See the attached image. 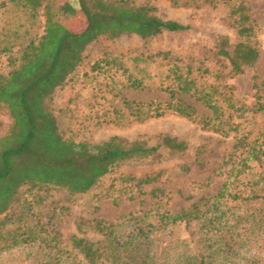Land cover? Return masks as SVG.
<instances>
[{"label":"trees","instance_id":"obj_1","mask_svg":"<svg viewBox=\"0 0 264 264\" xmlns=\"http://www.w3.org/2000/svg\"><path fill=\"white\" fill-rule=\"evenodd\" d=\"M203 1L214 4L217 0ZM221 1L229 3L230 0ZM12 2L24 13L30 25L21 30L24 26L21 24L19 29L9 30L0 40V53H11L20 46L11 63L12 69L7 74L0 73V106L7 108L13 119L6 133L0 131V255L27 249L29 264H101L103 261L110 264H164L159 260L156 248L174 228H190L194 223L214 228L223 223L230 209L229 203L261 202L264 205V132L251 139L253 130L241 127L236 121L239 117L236 115L244 116L246 109L234 98L231 86L200 82V76L190 65L182 67L171 61L161 83L155 85L149 78L125 67L123 59L129 55L117 57L105 53L93 64V70L118 66L128 74L124 89H155L169 94V99L164 102H141L123 97L122 108L115 107L114 116L105 119L106 123L142 122L176 113L199 122L204 129L226 136L235 132L238 136L235 152H240L241 157L238 163H230L231 170L218 193L194 203L189 209L158 213L157 221L136 217L126 232H121L125 222L115 224L93 219L84 223L101 233L103 240L92 241L73 235L68 242L64 241L60 231L49 228L43 213L36 210L37 201L23 197L22 187L62 188L72 195L86 193L128 161L154 155L161 146L175 153L183 152L188 144L169 135L162 136L156 146L144 139L130 140L118 135L95 144L78 142L67 137L50 107L53 93L72 80L83 61L86 46L101 36L115 39L124 34H137L145 40L144 47L147 48L153 37L190 27L174 20H163L150 4L137 5L132 0H78L86 27L77 31L69 27L65 19L60 20V16L75 10L68 2L63 5H56L54 0ZM41 15L45 17L44 33L32 36L30 28ZM230 16L241 39L234 44L229 36H223L214 47L219 64L214 71L217 80L243 73L260 56L250 7L244 1L233 4ZM162 53L167 59L171 56L172 60V52ZM145 56L146 51L141 52L134 58V63ZM204 72L212 70L206 68ZM261 84L255 85L259 92L264 90V81ZM184 95L195 98L211 114L188 102ZM261 99L260 95L253 108L255 114L264 113ZM158 177L129 176L126 179L132 181L138 193L143 195V187L155 183ZM15 205L22 209L15 212ZM193 232L197 234V230ZM230 241L220 239L219 244L209 243L207 247L215 248V253L228 252L233 249ZM213 255L201 250L193 255V261L186 263L209 264L208 259Z\"/></svg>","mask_w":264,"mask_h":264},{"label":"rangeland","instance_id":"obj_2","mask_svg":"<svg viewBox=\"0 0 264 264\" xmlns=\"http://www.w3.org/2000/svg\"><path fill=\"white\" fill-rule=\"evenodd\" d=\"M132 1L137 5L150 4L155 7L154 13L158 17L177 21L190 28L179 32L167 31L153 37L147 48L144 47L145 40L137 34H124L115 39L101 36L86 46L83 61L72 80L55 90L49 105L67 137L78 142L95 144L118 135L130 140L144 139L150 145L156 146L162 136L169 135L186 141L188 148L175 153L166 146H161L154 155L121 165L86 193L72 195L62 188L52 187L47 190L40 187H22L20 192L24 194L23 197L37 201L36 210L43 213V220L48 222L47 226L60 231L66 242L73 235L92 241L103 240L101 233L91 228L89 223H84L93 219L115 224L125 222L121 232H126L136 217L157 221L158 213L167 210L177 213L189 209L194 203L217 194L231 170L230 163H238L241 157L240 152H235L234 146L238 139L235 132L226 136L204 129L199 122L176 113L142 122L132 120L121 124L106 123L105 119L114 116L115 107L122 108L123 97L141 102H164L169 99V94L155 89H124L128 74L118 66L109 65L102 71L93 70V64L102 59L105 53L117 57L122 54L129 55V58L123 59L125 67L130 72L149 78L155 85L161 83L170 61L182 67L190 65L194 73L200 76V82L221 83L232 87L234 98L246 109L244 116L241 113L236 115L239 116L236 121L241 123V127L253 130L251 139L264 132V113H253L260 95L264 102V90L259 92L255 86H262L264 81V0H230L229 3L217 0L214 4L203 0ZM242 1L250 7L255 20L260 56L243 73L217 80L214 71L219 64L214 55V47L223 36H229L234 44L240 41L230 9L233 4ZM67 2L75 10L60 16V20L65 19L66 24L74 30H84L86 20L78 0H54L56 5ZM44 23L45 17L41 15L34 27L30 28L31 35H42ZM21 24H24L21 30L30 25L24 13L16 8L12 0H0V40L5 38L4 35L9 30L19 29ZM19 49L20 46L17 45L11 53H0V73L7 74L12 69L11 63ZM143 51H146L145 58L134 63V58ZM162 52H172V60L171 56L167 59ZM206 68L212 72H204ZM184 97L203 112L211 114L195 98L190 95ZM12 121L9 110L0 106L2 134L8 131ZM146 175L159 177L155 183L144 186L145 194L140 195L136 185L126 178ZM228 207L230 209L223 218V223L214 228L209 229L202 223H194L190 228L179 226L168 232L156 248L159 260L164 264H187L201 250L213 255L216 249L208 248V244H219L220 239H226L231 240L230 246L233 249L228 252L218 251L208 259L209 264H264V205L261 202L229 203ZM21 209V206L15 205V212ZM200 227L206 228L202 232ZM194 230H197V234ZM28 253L27 249L7 251L0 255V264H29ZM101 264L110 263L103 261Z\"/></svg>","mask_w":264,"mask_h":264}]
</instances>
